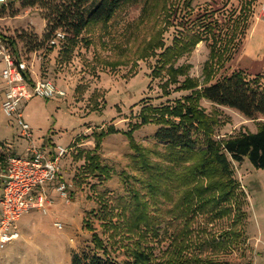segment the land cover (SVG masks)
<instances>
[{
	"label": "rangeland",
	"instance_id": "1",
	"mask_svg": "<svg viewBox=\"0 0 264 264\" xmlns=\"http://www.w3.org/2000/svg\"><path fill=\"white\" fill-rule=\"evenodd\" d=\"M23 2L0 4L2 39L21 54L30 76L36 68L38 80L54 81L66 90L67 96L37 97L22 102L19 109L38 147L43 146L48 153L59 146L70 150L61 160L60 178L70 184L71 197L68 203L52 190L49 214L32 212L22 219V239L7 246L0 264H72L74 253H98L123 264L139 240V234H130L126 227L138 199L147 204L151 215L163 214L171 234L183 226V221L171 220V211L184 190L175 185L178 182L174 176L166 181L171 185L168 198L163 195L161 181L155 194L149 189L150 182L155 185L154 180H160L156 169L171 171L173 167L165 145L155 138L160 129L156 118L142 124L143 118L155 108L174 106L191 95L179 89L185 77H180L177 84H169L166 72L161 71V54L175 46L185 29L198 27L200 18L226 30L240 13L242 0H134L123 6L110 23L91 26L75 47L69 41L71 36L62 29L58 31L67 35L66 43L51 47L49 42L56 32H47L48 11L24 7ZM263 5L264 0L254 1L249 26L239 39L234 57L214 75L212 83L242 72L249 80L259 78L264 87ZM153 40H163L165 48L147 56L146 47ZM211 45V41L200 42L177 64L190 65L189 76L202 86ZM3 67L0 57V140L13 143V152L25 157L29 141L22 136L16 118H8L2 111ZM200 108L213 117L212 138L218 142L246 132L257 133L258 122H264L260 116L249 120L231 108L204 99ZM131 140L143 157L131 147ZM88 154L100 157L108 175L100 177L88 172ZM144 157L150 171L142 165ZM234 172L245 213L237 224L243 233L242 243L222 253L209 250L204 258L208 257L211 264H264V169L256 168L246 158L234 163ZM204 219L193 223L198 238L212 240L233 226L230 218L208 225ZM168 236L162 232L157 241L142 242L161 257L170 246ZM96 238L106 253L97 249Z\"/></svg>",
	"mask_w": 264,
	"mask_h": 264
},
{
	"label": "trees",
	"instance_id": "2",
	"mask_svg": "<svg viewBox=\"0 0 264 264\" xmlns=\"http://www.w3.org/2000/svg\"><path fill=\"white\" fill-rule=\"evenodd\" d=\"M132 1L24 0L23 6L40 7L48 11L47 32L65 30L71 36L69 41L72 47H75L91 26L110 23L123 6ZM254 1L242 0L240 13L234 16L226 30H220L214 23H206L204 18H200L196 22L198 27L192 25L185 29L175 40V46L161 54V71L166 72L169 84H177L180 77H185L179 89L190 91L191 95L177 101L174 106L155 108L152 114L143 118L142 124L156 118L160 129L155 138L165 145L168 162L173 167L171 171L156 169V176L160 180H154L155 185L150 182L149 189L151 194H155L161 181L163 195L168 198L171 185L166 181L172 180L174 176L178 182L175 185L184 190L180 201L171 211V220H181L183 226L171 234L163 214L151 215L147 211V204L138 199L133 217L126 221V227L130 234H139V240L132 245L129 258L123 264H211L208 257L204 258L209 250L222 253L242 243L243 233L237 224L245 213L242 209L243 200L239 198L240 183L235 178L234 163H241L248 158L256 168L264 169V122H258L257 133L246 132L218 142L212 138L214 119L200 108V102L204 99L214 105L231 108L249 120H256L259 116L264 119V87L259 78L249 80L244 73L239 72L212 83L214 75L234 57L239 39L249 26ZM204 41H211L212 45L210 61L204 69L205 84L202 86L198 79L189 76L190 65L179 67L177 64L184 55L190 54ZM146 48L148 56L158 49L164 50L165 44L163 40H153ZM131 147L139 152L140 157L144 156L134 140H131ZM86 158L89 173L100 177L108 175V168L102 166L97 154H88ZM142 165L146 171H150L151 166L146 157ZM198 218H205L206 225L230 218L233 226L212 240L204 236L198 238L192 228ZM115 228L116 231L117 225ZM162 232L169 235L171 243L163 255L158 257L154 249L142 240L157 241ZM95 241L97 249L106 253L101 240L96 238ZM72 264L120 263L98 253H74Z\"/></svg>",
	"mask_w": 264,
	"mask_h": 264
},
{
	"label": "built area",
	"instance_id": "3",
	"mask_svg": "<svg viewBox=\"0 0 264 264\" xmlns=\"http://www.w3.org/2000/svg\"><path fill=\"white\" fill-rule=\"evenodd\" d=\"M19 0H0L1 5H8ZM264 15V5L262 8ZM67 41V35L57 31L50 40L51 47H61ZM13 48L3 41L0 31V57L3 64L2 78L5 84L2 111L8 118H16L22 128V136L29 141L28 156H10L7 159L3 175L4 189L0 199V257L8 245L22 239L19 222L34 212L48 215L53 200L47 193V186L53 184L66 202H70V184L60 178L61 160L70 152L68 148L56 147L54 155L32 140L30 126L20 112V104L34 98H65L66 90L52 80H29L27 62ZM59 229L63 226L56 223Z\"/></svg>",
	"mask_w": 264,
	"mask_h": 264
},
{
	"label": "crops",
	"instance_id": "4",
	"mask_svg": "<svg viewBox=\"0 0 264 264\" xmlns=\"http://www.w3.org/2000/svg\"><path fill=\"white\" fill-rule=\"evenodd\" d=\"M28 75H29V80L32 81V82H35L36 80L39 79V75L37 74L36 68L33 70V75L32 76H30L29 71H28ZM36 145H38V144L36 143ZM41 147H43V146H41ZM13 148H14V144L13 143L2 142L0 140V199H1L2 195H3V189H4V178H3V175H4L5 171H6L7 159L10 156H18V155H16L13 152ZM28 149H29V143H28V146H27V148L25 150V156H28ZM55 149H56V147H53L52 151L50 153H52L54 155ZM53 187H54L53 184H50V185L47 186V193H48V195L50 196L51 199L53 198L52 195H51L52 194L51 191L54 190L53 192H56L55 187L54 188ZM34 212L41 213L40 211H34ZM30 214H28V215H30ZM41 214H43V213H41ZM0 215H1V209H0ZM28 215H26V216H28ZM26 216H24V217H26ZM22 219H21V221H22ZM20 230H21V227H20ZM20 241H18V242H20ZM18 242H16V243H18ZM18 248L21 249L20 246H18ZM7 256H9V255L7 254Z\"/></svg>",
	"mask_w": 264,
	"mask_h": 264
}]
</instances>
